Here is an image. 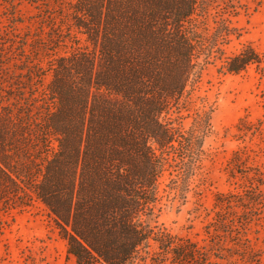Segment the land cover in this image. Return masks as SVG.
<instances>
[{"label":"trees","instance_id":"16d2710c","mask_svg":"<svg viewBox=\"0 0 264 264\" xmlns=\"http://www.w3.org/2000/svg\"><path fill=\"white\" fill-rule=\"evenodd\" d=\"M35 2L44 25L0 57V214L43 204L75 264H219L221 253L151 225L164 173L185 175L204 125L186 134L178 121L187 88L233 35L200 28L214 0ZM49 47L46 70L31 55ZM262 58L246 48L222 68L238 74Z\"/></svg>","mask_w":264,"mask_h":264},{"label":"rangeland","instance_id":"374dc122","mask_svg":"<svg viewBox=\"0 0 264 264\" xmlns=\"http://www.w3.org/2000/svg\"><path fill=\"white\" fill-rule=\"evenodd\" d=\"M35 1L0 0V57L17 53L21 38L30 34V39L44 25L46 7ZM228 1L214 0L204 19L199 17L205 33L228 28L233 35L220 41L224 55L214 53L187 88L190 102L179 110L178 121L186 134L198 120L204 125L195 128L198 138L183 166L185 175L178 172L179 165L164 173L162 208L151 225L221 253L222 258L213 257L219 264H264V63L238 74L222 68L225 57L246 48L264 62V0ZM31 44L27 50L36 45ZM73 46L69 43L59 53ZM51 49L36 51L31 58L40 59L47 70L55 57ZM46 74L45 83L50 72ZM249 197L255 201L248 203ZM220 200L232 204L219 206ZM222 213L230 220L227 224H222ZM156 249L151 241L150 251ZM0 264H75V259L46 207L36 202L0 214ZM144 264L155 263L148 257Z\"/></svg>","mask_w":264,"mask_h":264}]
</instances>
